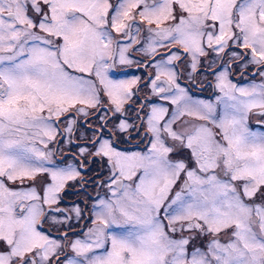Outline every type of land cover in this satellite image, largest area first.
Masks as SVG:
<instances>
[{
	"label": "snow or ice",
	"instance_id": "6c2138e0",
	"mask_svg": "<svg viewBox=\"0 0 264 264\" xmlns=\"http://www.w3.org/2000/svg\"><path fill=\"white\" fill-rule=\"evenodd\" d=\"M158 47L151 90L175 107L141 117V103L137 127L124 113L139 78L108 70L131 63L130 49ZM229 53L262 82L238 87L220 71L217 116L181 86L178 64L191 78L202 59ZM101 108L107 120L80 154L107 161V193L85 238L62 242L39 226L64 223L61 193L81 172L57 166L48 145L72 134L70 113ZM250 114L264 118V0H0V264H264V132L248 127ZM141 129L145 151L119 148L117 135ZM197 236L207 243L190 249Z\"/></svg>",
	"mask_w": 264,
	"mask_h": 264
},
{
	"label": "flooded vegetation",
	"instance_id": "af4514ba",
	"mask_svg": "<svg viewBox=\"0 0 264 264\" xmlns=\"http://www.w3.org/2000/svg\"><path fill=\"white\" fill-rule=\"evenodd\" d=\"M111 3H116V0H110ZM150 2V0H149ZM137 19L139 17L137 16ZM162 27L167 26V24L161 25ZM155 27V25H153ZM147 34L141 32L139 36L136 37L137 40H144ZM123 44H127L128 41H122ZM146 46V45H145ZM136 46H133V49ZM172 47V45H169ZM233 51L242 52L243 49L237 48L233 45ZM182 51V49H181ZM165 52V49L161 48L157 50V55L150 56L146 55L140 51L129 50L128 58L132 61L131 63L121 64L118 59L115 62V66L109 68L108 75L113 80H132L139 78V82L133 85V98L128 104L125 105L126 112L124 116L127 117L128 122L135 124L139 127L141 120L137 119V111L141 106V103H145L147 106L144 108L143 112L139 115L143 117L147 113L153 104L160 105L163 104L169 107L170 110L175 106L170 105V102L162 101L159 96H157L151 90V78L155 77L156 68L155 64L163 58L161 55ZM228 56L221 54L220 56L210 55L208 58L201 60L198 65L197 70L192 73V77L189 78L190 69L186 64L182 63L181 68H179L182 75L179 77L178 82L182 87H186L189 91V95L194 100H203L212 103L216 109V115L218 116L223 111V102L217 101L218 96L223 94L216 87V75L225 68H229V79L230 81L237 85L238 87H250L253 83H261L262 78L260 76L253 75L255 72V67H236L231 68L228 63L231 61ZM214 61V62H213ZM109 63H112L111 61ZM181 64V63H179ZM208 65H211L210 67ZM179 67V66H178ZM215 73V74H213ZM104 105L107 106L108 102L105 98L103 101ZM256 111V110H253ZM75 117L77 123L73 125L72 134H66L64 137L57 136L56 142L50 143L48 145V150L53 152L52 160L55 161L56 165L59 167H64L67 164H72L77 167L81 176L75 181H69L66 184L65 189L62 191V201L58 205L60 208L64 209V214L59 215L57 218L63 220V224L53 225L51 220L43 221L39 226L41 231L46 233H51V235L64 241V235L67 234V240L72 241L77 238L84 239L85 233H87L89 228L93 227V220L95 219V212L98 210L94 208V205L98 203L97 195L101 198L105 197L107 193V188L102 187L100 182L106 181L109 176L108 164L106 160H101L99 158L93 159L92 157L85 158L84 155L80 154V148L88 145L89 138L95 135V130H98L102 123L100 119L101 116H107L104 110L101 108L99 110H92L91 114L88 116L77 115L74 112L69 114ZM110 115V113L108 114ZM63 120L64 128L67 120ZM261 121V123H258ZM116 121L108 123L107 129L105 130V136L109 132H112V124ZM248 127L255 132H264V118L250 114L248 120ZM60 130L61 127H60ZM117 144L121 150L125 151H145L148 146V137L144 135V130L141 129L139 135L134 130H130L129 133H124L116 136ZM37 146L43 149V145L37 142ZM188 152L181 153V157L188 156ZM80 165H83L80 168ZM10 186L12 182H8ZM179 186L175 188L174 191H178ZM174 195V192H173ZM259 202V200H258ZM55 207V206H53ZM79 207L81 210V217L78 218L74 211V208ZM111 231L120 232L122 229L113 227ZM187 235V233H186ZM195 239L191 242L190 249L194 247ZM102 252L103 250H97ZM64 254L68 257H75V253L70 247L64 249ZM61 264H64V257H61Z\"/></svg>",
	"mask_w": 264,
	"mask_h": 264
},
{
	"label": "rangeland",
	"instance_id": "374dc122",
	"mask_svg": "<svg viewBox=\"0 0 264 264\" xmlns=\"http://www.w3.org/2000/svg\"><path fill=\"white\" fill-rule=\"evenodd\" d=\"M168 47H169V45H168ZM159 49H161V48H157V50H159ZM184 64V63H183ZM230 66H228V67H231V68H236V67H241V66H243L242 64H240L239 62H234V61H229V63H228ZM178 66H179V68H181V66H182V63L181 64H178ZM64 122H63V120H62V122L60 123V127H61V129H62V131L64 130V124H63ZM192 235H196L195 233H193ZM207 241H208V237H200V236H197V238L195 239V243H194V247H200V246H202V244H206L207 243Z\"/></svg>",
	"mask_w": 264,
	"mask_h": 264
}]
</instances>
